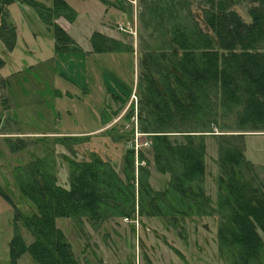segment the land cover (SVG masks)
I'll return each mask as SVG.
<instances>
[{
  "label": "trees",
  "instance_id": "trees-1",
  "mask_svg": "<svg viewBox=\"0 0 264 264\" xmlns=\"http://www.w3.org/2000/svg\"><path fill=\"white\" fill-rule=\"evenodd\" d=\"M45 1L51 5L36 0H0V40L6 50L12 49L15 31L7 7L21 3L33 8L53 33L57 55L81 51L73 49L75 42L54 23L61 17L72 23L75 10L64 0ZM207 2L209 8L203 19L214 36L191 18L190 10L186 17L180 14L189 8L187 1L158 0L150 4L149 10L158 19L165 40L158 47L162 50L153 49L159 51L157 55L149 53L139 62L137 87L141 98L137 108L141 132L153 135L151 151L157 170L169 175L167 188L152 190L144 169L135 179L133 150L125 152V181L108 163L92 155L89 161L74 162L69 189L57 185L45 159L18 165L13 172L15 183L22 197L35 208L26 215L15 208L14 222L20 221L33 241L26 244L14 223L9 242L11 264H17L24 254L34 264H77L71 245L56 227L57 219H71L77 224H82L83 219L99 222L108 217L109 208L115 210L113 216L129 217L135 207L141 215L163 217L180 229L186 217L215 215L220 220L219 255L230 264H264V180L244 155L246 132L264 131V0H251L259 5L249 11L253 17L250 24L229 11L225 1ZM165 16L170 20L168 26L163 21ZM90 42L95 54L127 51L126 45L97 32ZM3 64L0 59V67ZM227 113L235 114L236 118L231 131H226L218 121ZM218 126L221 174L213 206L202 187L204 137L213 135ZM177 136L182 141L172 143L170 137ZM80 139L81 136H72L57 141L75 143ZM8 147L15 153L22 151L24 144L11 143ZM0 196L15 207L1 187Z\"/></svg>",
  "mask_w": 264,
  "mask_h": 264
},
{
  "label": "rangeland",
  "instance_id": "rangeland-1",
  "mask_svg": "<svg viewBox=\"0 0 264 264\" xmlns=\"http://www.w3.org/2000/svg\"><path fill=\"white\" fill-rule=\"evenodd\" d=\"M36 1L51 5L45 0ZM64 1L75 10L76 17L72 23L63 17L54 23L81 47L91 49L90 53H83L75 44L73 49L79 48L80 52L57 55L53 33L33 8L21 3L7 7L15 31L10 51L0 40V59L4 62L0 67V187L15 207L0 196V264H11L9 242L14 223L26 244L33 241L21 222H14L15 208L25 215L35 208L22 197L15 183L13 172L18 165L29 164L36 158L45 159L46 168L56 178L57 185L69 189L74 162L89 161L92 155L108 163L125 181V152L133 150L136 180L144 169L152 190L163 191L169 184V175L157 170L151 151L153 135L141 132L137 108L141 98L137 87L141 74L139 62L149 53L157 55L159 51L153 52V49L162 50L158 47L165 40L158 19L149 10L150 4L158 0H104L105 5L103 0ZM181 1H187L189 8L180 14L186 17L190 10L191 18L214 36L203 19L204 11L209 8L207 0ZM222 1L246 24L253 19L249 11L259 5L251 0ZM163 21L166 26L170 25L168 16ZM105 25L116 30L119 38L116 41L127 46L126 52L93 53L89 37L95 31H104ZM218 121L226 131L235 128V114L227 113ZM213 131V135L204 137L202 187L214 206L217 178L221 174L218 156L221 130L218 126ZM72 136L82 139L75 143L57 141ZM170 141L182 139L170 137ZM11 143L24 144V149L12 153L8 147ZM244 148L245 158L264 180V131L246 132ZM135 208L129 217L113 216L115 210L109 208L108 217L99 222L83 219L82 224H77L71 219H57L56 227L71 245L77 264H230L219 255L220 220L215 215H191L184 219L180 229L163 217L141 215ZM17 264L34 263L24 254Z\"/></svg>",
  "mask_w": 264,
  "mask_h": 264
},
{
  "label": "crops",
  "instance_id": "crops-1",
  "mask_svg": "<svg viewBox=\"0 0 264 264\" xmlns=\"http://www.w3.org/2000/svg\"><path fill=\"white\" fill-rule=\"evenodd\" d=\"M103 28L105 29L104 31H95V32L100 33L109 39L119 40V38L116 36V30H113L112 28H110L109 25H105V26H103ZM91 36L92 35H90L89 39L91 38ZM69 37L73 40V42H75V44H77V46L81 47L79 45V43L76 42L71 36H69ZM81 49L84 51L83 53H90L91 52V49L86 50L83 47H81ZM72 83H73V85H76V84H74V82H72ZM78 137H80V136H78Z\"/></svg>",
  "mask_w": 264,
  "mask_h": 264
},
{
  "label": "built area",
  "instance_id": "built-area-1",
  "mask_svg": "<svg viewBox=\"0 0 264 264\" xmlns=\"http://www.w3.org/2000/svg\"><path fill=\"white\" fill-rule=\"evenodd\" d=\"M138 148V146L136 147V149Z\"/></svg>",
  "mask_w": 264,
  "mask_h": 264
},
{
  "label": "flooded vegetation",
  "instance_id": "flooded-vegetation-1",
  "mask_svg": "<svg viewBox=\"0 0 264 264\" xmlns=\"http://www.w3.org/2000/svg\"><path fill=\"white\" fill-rule=\"evenodd\" d=\"M12 239V238H11Z\"/></svg>",
  "mask_w": 264,
  "mask_h": 264
}]
</instances>
